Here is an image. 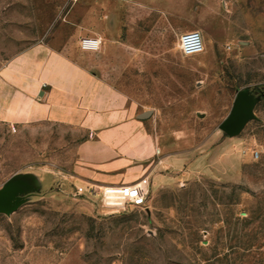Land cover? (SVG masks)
<instances>
[{
	"label": "rangeland",
	"instance_id": "rangeland-1",
	"mask_svg": "<svg viewBox=\"0 0 264 264\" xmlns=\"http://www.w3.org/2000/svg\"><path fill=\"white\" fill-rule=\"evenodd\" d=\"M80 26L121 30L115 49L84 61L153 140L128 164L143 173L136 182L147 178V205L111 208L56 170L90 133L0 121V189L17 174L43 180L41 194L0 214V264H264V0H0V71ZM190 31L205 51L184 57ZM246 89L257 118L228 137L219 126Z\"/></svg>",
	"mask_w": 264,
	"mask_h": 264
},
{
	"label": "crops",
	"instance_id": "crops-1",
	"mask_svg": "<svg viewBox=\"0 0 264 264\" xmlns=\"http://www.w3.org/2000/svg\"><path fill=\"white\" fill-rule=\"evenodd\" d=\"M119 36L121 30L113 34L110 27L97 33L80 26L60 48L39 41L0 71L1 122L54 125L90 133L78 145L72 165L67 170L56 168L71 185L75 183L84 190L147 185V178L136 182L143 173L137 170L134 175L128 164L134 163V158L143 162L142 158L151 155V136L133 109L127 107V96L84 61L87 56L110 53ZM84 38H100V49L82 51Z\"/></svg>",
	"mask_w": 264,
	"mask_h": 264
},
{
	"label": "water",
	"instance_id": "water-1",
	"mask_svg": "<svg viewBox=\"0 0 264 264\" xmlns=\"http://www.w3.org/2000/svg\"><path fill=\"white\" fill-rule=\"evenodd\" d=\"M257 99L248 89L238 91L232 109L227 118L219 126L228 137H236L245 129L246 125L256 119L255 107ZM149 113L140 116L146 119ZM42 178L35 173L17 174L0 189V214L10 216L29 198L43 192Z\"/></svg>",
	"mask_w": 264,
	"mask_h": 264
},
{
	"label": "built area",
	"instance_id": "built-area-1",
	"mask_svg": "<svg viewBox=\"0 0 264 264\" xmlns=\"http://www.w3.org/2000/svg\"><path fill=\"white\" fill-rule=\"evenodd\" d=\"M102 45L100 38H84L81 40L82 51H98ZM179 50L184 57H194L204 53V37L199 31L184 33L179 41ZM149 184L141 186L139 183L114 185L102 188V200L106 206L111 208H145L149 199ZM79 194H84L85 190L78 188Z\"/></svg>",
	"mask_w": 264,
	"mask_h": 264
}]
</instances>
